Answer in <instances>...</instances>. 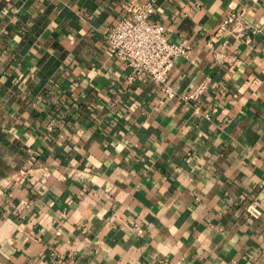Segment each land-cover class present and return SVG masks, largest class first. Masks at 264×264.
I'll use <instances>...</instances> for the list:
<instances>
[{
    "label": "crops",
    "instance_id": "0c3cea01",
    "mask_svg": "<svg viewBox=\"0 0 264 264\" xmlns=\"http://www.w3.org/2000/svg\"><path fill=\"white\" fill-rule=\"evenodd\" d=\"M143 1L0 0V264H264V0H153L172 97L107 49Z\"/></svg>",
    "mask_w": 264,
    "mask_h": 264
},
{
    "label": "built area",
    "instance_id": "2783aa9c",
    "mask_svg": "<svg viewBox=\"0 0 264 264\" xmlns=\"http://www.w3.org/2000/svg\"><path fill=\"white\" fill-rule=\"evenodd\" d=\"M124 8L127 13L116 22L108 34V52L133 69L130 78L141 79L149 76L160 85L168 97L175 96L176 91L169 81V72L180 59L189 57L192 49L190 40L185 38L179 42L172 41L166 26L152 20L155 10L153 0H146L134 6L124 5ZM238 21V13L229 12L219 30L233 31L234 24ZM247 27L249 26L246 25ZM243 29L239 34L245 36L247 31ZM209 87L210 80L205 79L182 98L199 103ZM247 212L252 218L262 215V210L255 202L247 206Z\"/></svg>",
    "mask_w": 264,
    "mask_h": 264
}]
</instances>
